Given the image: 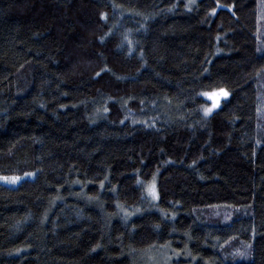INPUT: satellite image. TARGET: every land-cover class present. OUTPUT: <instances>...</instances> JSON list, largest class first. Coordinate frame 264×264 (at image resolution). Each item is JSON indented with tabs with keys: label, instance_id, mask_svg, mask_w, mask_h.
<instances>
[{
	"label": "trees",
	"instance_id": "16d2710c",
	"mask_svg": "<svg viewBox=\"0 0 264 264\" xmlns=\"http://www.w3.org/2000/svg\"><path fill=\"white\" fill-rule=\"evenodd\" d=\"M4 177L0 264H264V0H0Z\"/></svg>",
	"mask_w": 264,
	"mask_h": 264
},
{
	"label": "snow or ice",
	"instance_id": "6c2138e0",
	"mask_svg": "<svg viewBox=\"0 0 264 264\" xmlns=\"http://www.w3.org/2000/svg\"><path fill=\"white\" fill-rule=\"evenodd\" d=\"M101 19H105V16L102 15ZM200 95L205 96L207 99L212 101L211 107H206L203 109L205 116L211 115L215 109H218L220 107L221 97H223L224 99H227L229 97V93L227 91H225L224 89H220L218 92H212V93L202 92V93H200ZM26 175H32V174L27 173ZM2 179H4L6 183L15 184L20 180V177H13V178L4 177ZM138 183H139V181H138ZM146 190H147L148 194L150 196H152L153 199L158 198L155 182L150 184Z\"/></svg>",
	"mask_w": 264,
	"mask_h": 264
},
{
	"label": "rangeland",
	"instance_id": "374dc122",
	"mask_svg": "<svg viewBox=\"0 0 264 264\" xmlns=\"http://www.w3.org/2000/svg\"><path fill=\"white\" fill-rule=\"evenodd\" d=\"M218 91H219V90H218ZM218 91H215V92H218ZM204 98L207 99L205 96H204ZM221 98H222V97H221ZM207 100H209V99H207ZM209 103H210L209 106L211 107V106H212V101L209 100ZM215 110H216V109H215ZM215 110H214V111H215ZM214 111H213V112H214ZM21 180H22V179L20 178V180H19L17 183H15V184H12V183H6L4 179H0V182L3 183V184L16 186L19 182H21Z\"/></svg>",
	"mask_w": 264,
	"mask_h": 264
}]
</instances>
